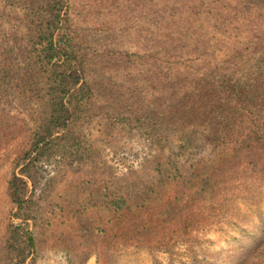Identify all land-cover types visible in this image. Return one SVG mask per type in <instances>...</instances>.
Wrapping results in <instances>:
<instances>
[{
	"label": "rangeland",
	"instance_id": "1",
	"mask_svg": "<svg viewBox=\"0 0 264 264\" xmlns=\"http://www.w3.org/2000/svg\"><path fill=\"white\" fill-rule=\"evenodd\" d=\"M66 1L77 46L91 60L97 57L92 68L104 87L121 90L128 101L156 106L185 94L194 103L205 94L220 98L227 69L264 92V0ZM219 11H231L238 20L219 24ZM209 13L210 21L203 24ZM26 36L23 5L0 0V264L16 211L13 173L26 183V198L34 187L20 172L22 166L16 168L31 148L38 109L18 90L29 73ZM242 42L247 55H225ZM158 85L164 87L159 93ZM105 104L99 97L90 109ZM225 108L208 106L210 117L169 130L164 147L131 128L102 137L95 124L72 131V136L92 135L99 154L76 162L61 151L60 158L40 163L41 176L32 170L46 209L45 222L35 229L36 259L29 264H264V129L260 149H225L223 141L232 135L215 118ZM174 156L197 173L208 169L211 187L198 192L169 184L149 210L132 212L129 223L112 221L113 213L91 207L90 189L107 185L118 192L124 187L121 178L145 171L148 159Z\"/></svg>",
	"mask_w": 264,
	"mask_h": 264
},
{
	"label": "trees",
	"instance_id": "2",
	"mask_svg": "<svg viewBox=\"0 0 264 264\" xmlns=\"http://www.w3.org/2000/svg\"><path fill=\"white\" fill-rule=\"evenodd\" d=\"M8 2L13 6L23 5L27 23L26 37L29 38L23 50L29 73L18 85L19 94L24 100L33 101L38 109L32 119L31 148L16 166L17 169L22 166L20 172L32 178L34 187L32 195L26 198V183L22 182L17 172L13 173L10 192L16 211L5 235L2 264H29V261L36 259L39 239L35 229L45 222L43 215L46 207L40 203L39 180L33 179L32 170L36 168L37 176H41L40 163L44 160L51 162V156L56 158L63 152L76 162H87L99 154L97 142L91 139L92 135L79 133L72 136L74 130L80 132L82 127L95 124L102 137L121 128H131L146 133L153 138L154 143L164 147V143L169 140V130H180L181 125L210 117L206 109L208 106H224L225 112L214 116L229 128L232 135L231 139L223 141L225 149L246 152L252 147L255 150L261 148L260 132L264 129L261 99H264V92L260 86L248 85L244 81L245 76L235 79L236 72L228 69L224 71L220 80V98L205 94L194 103L185 94L184 98L177 96L171 104L158 102L156 106L128 101L121 90L104 87L92 68L97 57L91 60L77 46L69 11L65 8L68 1ZM233 14L231 11H219L215 14V21L219 24L231 22V19L237 21L238 16L232 18ZM209 15H203V24L210 21ZM245 44L242 42L235 45L236 49L228 48L225 55H247ZM216 67L223 68L220 65ZM163 89L158 85L156 91L159 93ZM99 97H104L107 104L92 112L90 107ZM167 114L171 118L168 119ZM257 141L259 143L254 146ZM146 165L145 171H133L121 178L124 187L118 192L113 193L107 185L99 190L96 187L90 189L89 195L93 198L91 207L96 212L101 210L113 213L112 221L116 218L129 223L132 212L144 213L149 210L156 199L169 189V184L195 187L198 192L209 189L212 184V173L208 169L197 173L193 167H188L175 156L154 157L148 159ZM90 182L94 184L92 180ZM156 189L158 192L151 197Z\"/></svg>",
	"mask_w": 264,
	"mask_h": 264
}]
</instances>
